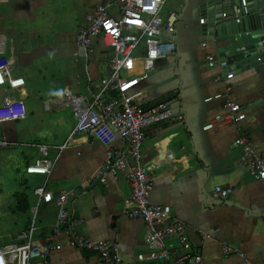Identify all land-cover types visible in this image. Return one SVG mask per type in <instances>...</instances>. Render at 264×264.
<instances>
[{
  "label": "crops",
  "instance_id": "obj_1",
  "mask_svg": "<svg viewBox=\"0 0 264 264\" xmlns=\"http://www.w3.org/2000/svg\"><path fill=\"white\" fill-rule=\"evenodd\" d=\"M263 1L259 2L264 5ZM106 3L113 0H0V56L13 62L12 74L18 78L14 90L0 87V104L8 97L22 101L26 111L22 121L0 124V136L8 143L0 148V162L20 156L24 174L32 176L25 169L41 158L37 147L44 146L49 159L56 161L40 187L46 186L53 195L65 189L76 193L69 205L71 232L53 236L56 207L38 208L34 240L43 249L51 243L49 264H100L94 250L85 256L71 245L72 239L91 247L101 242L113 245L124 264H138L136 255L147 251L143 222L123 216L131 194L126 176H107L99 182L105 148L87 135L71 136L75 124L71 110L44 108L66 89L87 100L99 93L100 80L108 72V48L95 41L85 51L76 44V35L93 10ZM208 3L167 1L160 18L171 17L175 23L173 33H163V39L175 50L156 64L146 81L128 91L144 110L165 103L182 117L177 123L142 131V162L152 184L149 201L168 207L186 227L201 264H264V180L239 166L241 150L235 145L238 137L246 138L255 155H264V63L231 69L230 78H224L217 66H208L209 61L225 59L232 48L205 32L206 23L199 25L200 19L209 22ZM108 12L117 18L115 6ZM241 26L243 33L264 34L258 17L245 19ZM227 102L241 107L243 121L217 124L216 119L227 114ZM121 147L116 139L113 148ZM215 187L228 188L230 194L222 200ZM33 190L22 183L9 196L11 215H26V225L36 204ZM22 230L0 240L12 241ZM225 244L238 247L242 257L224 256Z\"/></svg>",
  "mask_w": 264,
  "mask_h": 264
},
{
  "label": "built area",
  "instance_id": "obj_2",
  "mask_svg": "<svg viewBox=\"0 0 264 264\" xmlns=\"http://www.w3.org/2000/svg\"><path fill=\"white\" fill-rule=\"evenodd\" d=\"M167 1L113 0L111 4L97 6L88 16L87 24L78 30L76 44L88 51L95 41H101L108 48V72L100 80L99 93L91 94L87 100L66 89L61 98L47 101L44 108L71 110L75 118L71 136L87 135L105 148L104 160L97 176L99 182H104L107 176L114 179L120 175L126 176L131 194L123 216L141 220L145 228L147 251L136 255L138 264H201L200 256L192 251L186 227L171 216L168 207L150 203L152 184L142 162L144 128L158 124L171 125L182 120V117L165 103L144 110L128 95L130 89L149 78L158 62L165 60L175 50L171 41L163 39V33H173L175 23L171 17L165 20L160 18ZM218 3L220 19L234 25H241L253 14L261 15L260 11L264 9V6L260 7L259 0H219ZM112 6L117 8V18L109 15ZM205 23L207 20H199V25ZM259 41L264 45V37ZM208 66H217L224 72V78H230L233 74L225 59L209 61ZM12 67V61L0 56V87L15 89L18 78L12 74ZM122 73L127 76H122ZM226 109L227 114L218 117L217 124L237 123L245 119L238 104L227 102ZM25 116L22 101L8 97L3 99L0 104V124L21 121ZM116 139L121 141V148H113ZM235 145L241 150L239 166L246 169L251 177L264 180V155H255L246 138L238 137ZM7 146L6 139L0 136V148ZM64 147L58 150L62 151ZM37 148L41 158L27 166L25 173L44 176L47 180L56 160L49 159L46 147ZM214 192L224 200L230 194V189L215 187ZM33 194L36 204L31 210V221L12 241L0 246V264H49L47 258L53 249L51 243H46L43 249L34 240L35 220L41 204H53L56 207L53 236L60 235L62 231H72L69 205L76 195L75 191L65 189L53 195L43 186L34 189ZM71 245L94 250L100 264H124L117 257L113 245L101 242L91 247L81 239H72ZM221 251L224 256L242 257L241 250L234 245L225 244Z\"/></svg>",
  "mask_w": 264,
  "mask_h": 264
},
{
  "label": "water",
  "instance_id": "obj_3",
  "mask_svg": "<svg viewBox=\"0 0 264 264\" xmlns=\"http://www.w3.org/2000/svg\"><path fill=\"white\" fill-rule=\"evenodd\" d=\"M218 2L219 0H210V3H208V14H210L208 18L209 22L206 23L203 29L207 27V30H204L205 32L232 46V48L225 53V60L229 68L244 70L255 63H264V45H261L259 41L261 37H264V34H246L242 32L241 25H234L228 21L221 20ZM224 2H226V0H224ZM261 6L263 7L264 5L260 2V7ZM253 16L258 17L264 26V10L261 12V17L260 15L253 14L249 18H253ZM255 40L258 43H255Z\"/></svg>",
  "mask_w": 264,
  "mask_h": 264
},
{
  "label": "rangeland",
  "instance_id": "obj_4",
  "mask_svg": "<svg viewBox=\"0 0 264 264\" xmlns=\"http://www.w3.org/2000/svg\"><path fill=\"white\" fill-rule=\"evenodd\" d=\"M30 45L35 47L33 44ZM122 75L125 76L126 74L122 73ZM44 117L49 119L51 116ZM24 164V158H20V156H12L11 158L9 156V158L2 159L0 162V237L16 230L17 228L26 229V226L28 225H26V215H11L10 206L8 205L11 200L9 196L14 195L15 189L20 187L22 183L25 187L29 186V189L39 188L44 183V176H26L23 172L25 167ZM20 191L23 193V189H20ZM40 213L41 210L37 215L35 223L36 227L38 226V217L40 216ZM7 242V238L0 240V246L7 244Z\"/></svg>",
  "mask_w": 264,
  "mask_h": 264
},
{
  "label": "trees",
  "instance_id": "obj_5",
  "mask_svg": "<svg viewBox=\"0 0 264 264\" xmlns=\"http://www.w3.org/2000/svg\"><path fill=\"white\" fill-rule=\"evenodd\" d=\"M18 204H19V205H18L16 208H17L18 210L21 211L22 208L20 207V203H18ZM75 248L79 249V251L82 252V254H84L85 256L88 254L87 251H88V252L91 251L90 249H86V248H78V247H76V246H75ZM94 253H96V252H94ZM90 254H91V253H90Z\"/></svg>",
  "mask_w": 264,
  "mask_h": 264
},
{
  "label": "clouds",
  "instance_id": "obj_6",
  "mask_svg": "<svg viewBox=\"0 0 264 264\" xmlns=\"http://www.w3.org/2000/svg\"><path fill=\"white\" fill-rule=\"evenodd\" d=\"M22 121V120H21Z\"/></svg>",
  "mask_w": 264,
  "mask_h": 264
}]
</instances>
